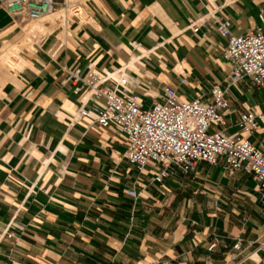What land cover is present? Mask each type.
Masks as SVG:
<instances>
[{"label":"crops","instance_id":"1","mask_svg":"<svg viewBox=\"0 0 264 264\" xmlns=\"http://www.w3.org/2000/svg\"><path fill=\"white\" fill-rule=\"evenodd\" d=\"M83 10L10 54L21 24L0 3V264H264V188L252 174L204 161L159 181L153 162L138 171L117 128L79 117L102 101L74 94L70 78L124 74L143 108L164 86L208 101L217 84L229 108L213 128L240 132L241 112L264 116L263 94L232 84L217 21L264 33V0H84ZM246 137L264 152V127Z\"/></svg>","mask_w":264,"mask_h":264},{"label":"built area","instance_id":"2","mask_svg":"<svg viewBox=\"0 0 264 264\" xmlns=\"http://www.w3.org/2000/svg\"><path fill=\"white\" fill-rule=\"evenodd\" d=\"M84 0H0L7 12L22 26L21 30L56 10H63L59 18L67 22L69 17L85 18ZM264 28V17L259 15ZM199 25L193 26L196 31ZM226 19L217 21V31L227 39L224 57L231 64L232 84L248 79L251 85L262 90L264 103V33L258 28L243 35H233ZM37 31L30 38L38 42ZM39 38V40H37ZM34 42V43H35ZM33 43V44H34ZM72 81H80L74 87V94L83 90L101 103L88 108H79V117L93 116L102 128L114 126L126 139L124 157L138 171L153 162L160 166L156 180L159 181L173 170L187 173L193 170L198 161L212 165H222L229 172L243 171L252 174L260 189L264 188V152L253 144L246 135L259 125L264 127V116L251 109L241 112L237 121L240 132L227 134L214 129L223 125V113L229 108L225 91L219 85L210 88L211 99L196 98L190 101L181 99L171 86L163 87L162 101L153 102L143 108L134 94L125 90L127 78L114 73L89 72L86 78L79 77V71L70 73ZM113 80L115 85L103 87ZM135 196L133 189L128 190ZM264 197V194L262 195ZM216 242L210 245L213 248ZM239 247V243L235 244Z\"/></svg>","mask_w":264,"mask_h":264},{"label":"rangeland","instance_id":"3","mask_svg":"<svg viewBox=\"0 0 264 264\" xmlns=\"http://www.w3.org/2000/svg\"><path fill=\"white\" fill-rule=\"evenodd\" d=\"M62 16H64V11L63 10H56L55 13L53 14H49L48 16H44L42 18H40L37 21H33L31 23H29L27 26H25L20 34V37L18 39V43H16V45H14L12 47V53L10 54H16V52L20 49H26V48H30L33 43L36 40H32L30 38V33L33 31H37V36L43 35L44 33L47 32L48 29L45 28V23L50 22L53 23L55 20L61 18ZM23 25H21L22 28ZM39 38H37V40H39Z\"/></svg>","mask_w":264,"mask_h":264},{"label":"bare ground","instance_id":"4","mask_svg":"<svg viewBox=\"0 0 264 264\" xmlns=\"http://www.w3.org/2000/svg\"><path fill=\"white\" fill-rule=\"evenodd\" d=\"M49 14L45 15V16H48Z\"/></svg>","mask_w":264,"mask_h":264}]
</instances>
